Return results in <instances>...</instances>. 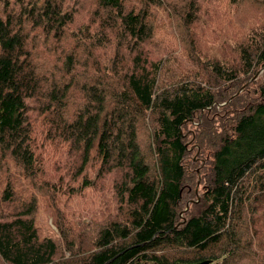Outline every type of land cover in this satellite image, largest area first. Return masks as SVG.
<instances>
[{"label":"trees","instance_id":"16d2710c","mask_svg":"<svg viewBox=\"0 0 264 264\" xmlns=\"http://www.w3.org/2000/svg\"><path fill=\"white\" fill-rule=\"evenodd\" d=\"M261 9L0 0V264H264V194L249 205L255 177L250 187H264V18L244 24ZM32 101L72 156L58 179ZM219 103L226 122L205 117L186 138ZM91 191L111 202L45 230L44 202L57 210L62 193Z\"/></svg>","mask_w":264,"mask_h":264},{"label":"rangeland","instance_id":"374dc122","mask_svg":"<svg viewBox=\"0 0 264 264\" xmlns=\"http://www.w3.org/2000/svg\"><path fill=\"white\" fill-rule=\"evenodd\" d=\"M263 18H264V9H261L258 15L251 18L246 17L244 24L248 23L249 21L257 22L260 24ZM263 29L264 28L262 26L261 30ZM228 30L231 32L232 35L239 32V28L237 26H231ZM218 38H220V36ZM213 45L214 46L217 45L215 40H213ZM260 74H263V71ZM225 104L219 103L220 106L217 105V108L208 115H205L204 112L200 113L199 115H196L195 119L191 123H188L186 125L184 129L185 137L191 139L190 136L191 134L194 135L195 137L196 133H198V130H200V127L204 125L205 117L209 118V122H210L209 127L210 124L211 126H213V128L214 126L223 125L226 122L225 119H223L224 116L223 106ZM36 106H37V102L32 101L30 114H31V120L33 122V135L36 140L39 151L42 153V159L44 162L45 170L51 171L57 168L55 177L56 179H58L60 178L61 174H65L68 171L69 169L68 164L71 162L72 156L68 150V146L64 142H62V140L59 137H57L54 133H51L52 131L51 123L39 111L35 110ZM143 137H146V133H143ZM197 154L198 153L192 154L191 157L187 159V162H189L192 159H195ZM212 155L213 152L211 150L204 149L202 158H204V161L206 162L205 164H207V166L211 162ZM254 180H258L257 182H259L260 178L255 177ZM254 180L252 181V183L254 182ZM250 186H249L250 188L249 192L251 197H250L249 205L251 204V201L253 199L256 198L258 199L259 194H264V187L260 190L258 188L252 189ZM186 197L189 198L188 195H186ZM110 202H111L110 196H106V195L102 196L100 195V193L96 191H91L87 195L76 197L74 200L70 196H68L67 193H62V199L61 201L58 202V206H59L58 209L56 210L53 206L50 207L44 202L39 210L40 214L38 215V219L44 223L46 227L45 230H49V232L54 235L55 232L58 231V229L55 226L57 215L63 214L66 216V218L67 216H69L70 218L75 220L77 218L84 216L87 213L91 214V212L92 213L96 212L100 207L105 206L107 203ZM65 247L66 246L63 243L62 246L63 252L66 250ZM67 255L69 254L67 253ZM241 264H246V263H241Z\"/></svg>","mask_w":264,"mask_h":264},{"label":"water","instance_id":"95a60500","mask_svg":"<svg viewBox=\"0 0 264 264\" xmlns=\"http://www.w3.org/2000/svg\"><path fill=\"white\" fill-rule=\"evenodd\" d=\"M263 71V70H262ZM262 71H260L259 73H261ZM257 77V76H256ZM255 77V78H256ZM200 183V182H199ZM197 192H198V189H197ZM198 201V200H197ZM189 208V203L187 204V208L186 210ZM212 263V260H204V261H201V262H198V263H178V264H211Z\"/></svg>","mask_w":264,"mask_h":264}]
</instances>
